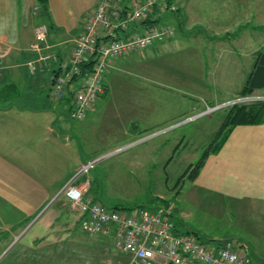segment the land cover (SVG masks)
Wrapping results in <instances>:
<instances>
[{
  "label": "rangeland",
  "instance_id": "rangeland-1",
  "mask_svg": "<svg viewBox=\"0 0 264 264\" xmlns=\"http://www.w3.org/2000/svg\"><path fill=\"white\" fill-rule=\"evenodd\" d=\"M173 2L180 11L165 20L175 30V37L165 41L169 44L109 59V91L96 103L93 116L76 121L65 108L55 132L66 128L73 134L69 146L62 145L74 155L77 171L99 159L82 177L91 180V194L107 207L165 209L174 235H197L208 248L231 244L254 262L257 256L264 258V213L259 211L264 207V129L247 139L229 136L223 150L213 149L231 108L224 105L239 98L256 53L264 52V0ZM71 11L78 18L82 10L72 6ZM49 35L52 42L63 40L50 30L47 44ZM38 61L27 63L33 75ZM6 102L0 104H11ZM202 159L196 180H182ZM230 160L234 162L228 165ZM6 175L0 164V179ZM62 236L71 242L35 250L53 253L59 261L34 257V264L130 263L114 253L112 239L89 235L80 223ZM20 248L2 260L1 255L0 264H21L16 263ZM68 251L72 258L63 262Z\"/></svg>",
  "mask_w": 264,
  "mask_h": 264
},
{
  "label": "crops",
  "instance_id": "crops-1",
  "mask_svg": "<svg viewBox=\"0 0 264 264\" xmlns=\"http://www.w3.org/2000/svg\"><path fill=\"white\" fill-rule=\"evenodd\" d=\"M101 1L47 0V12L43 13L37 0H0V102L11 103L0 104V164L9 176L0 179V202L8 204L0 205L1 260L15 246L21 245L16 263L30 261L34 264V257H37L35 261L58 262L55 254H37L35 250H39L40 245H68L72 239L62 235L70 234L80 223L67 199L61 196L63 189L76 177L78 164L72 167L74 155L62 145L69 146L73 134L66 128L55 132L54 125L62 111L67 112L65 103L52 99L50 79L55 65L39 64L33 75L27 63L39 58L38 53L29 49L39 25L47 24L49 33L52 30L63 39L52 42L49 35L44 53L65 58ZM72 6L81 9L82 16L75 17ZM228 35L233 37L231 33ZM167 44L154 46L164 49ZM45 87L49 88L47 96L42 94ZM91 112L86 118L93 116L95 109ZM263 129L264 125L240 126L230 137L237 135L247 139ZM233 162L230 160L228 165ZM85 179L80 177L77 183ZM259 211L264 213V207ZM121 255L128 257L131 263L130 255ZM71 258L70 251L61 257L63 262ZM249 258L253 262L251 256ZM253 263L264 264V258L257 256Z\"/></svg>",
  "mask_w": 264,
  "mask_h": 264
},
{
  "label": "built area",
  "instance_id": "built-area-1",
  "mask_svg": "<svg viewBox=\"0 0 264 264\" xmlns=\"http://www.w3.org/2000/svg\"><path fill=\"white\" fill-rule=\"evenodd\" d=\"M158 0H102L89 15L84 31L74 40L65 58L43 54L48 28L36 31L32 51L40 53L39 63L55 64L51 77L52 97L57 103L70 102L71 117L84 120L95 102L106 95L103 75L110 69L109 59L128 56L175 37L166 25L168 15L178 7ZM120 33L123 38H115ZM85 63L93 71L83 69ZM264 103V93H255L230 102L229 106ZM99 159L82 165L76 177L63 189L64 196L83 230L92 236L113 240L116 252L131 256L130 264H253L243 250L208 248L194 234L174 235L175 226L165 209L139 208L127 211L109 208L91 194L89 175Z\"/></svg>",
  "mask_w": 264,
  "mask_h": 264
},
{
  "label": "trees",
  "instance_id": "trees-1",
  "mask_svg": "<svg viewBox=\"0 0 264 264\" xmlns=\"http://www.w3.org/2000/svg\"><path fill=\"white\" fill-rule=\"evenodd\" d=\"M165 0H158V5L156 4V10H159V4H161ZM173 0H168L170 4H175L172 2ZM39 6L42 9V12H47V0H37ZM117 37L115 38H123L120 33L116 34ZM131 55V54H130ZM38 64H40L38 62ZM83 69L88 71H93V65L91 63H85L83 65ZM109 69L103 75V85L106 87V95L108 94V86L105 83V76ZM53 75V73H52ZM51 75V77H52ZM51 80V79H50ZM264 91V52H258L255 55V62L253 65L252 71L249 73L247 78L246 84L243 87L240 96H250L258 92ZM104 95V96H106ZM103 96V97H104ZM103 97L97 100L93 106V108L89 111L95 109L96 103H98ZM58 103H65L66 109H68L69 113H71V106L70 102H58ZM88 112V113H89ZM72 118V117H71ZM73 119V118H72ZM86 119V118H85ZM84 119V120H85ZM82 120V121H84ZM77 121V120H76ZM264 123V103H253L248 105H234L232 106L222 124L221 129L218 132V141L216 147L213 149L214 152H218L229 139V136L232 132L240 126H252V125H261ZM206 156V155H205ZM204 159H202L196 166L195 171L191 173V171L187 172L183 177L182 180L185 178H189L192 180H196L198 175V169L203 166ZM193 167V165H192Z\"/></svg>",
  "mask_w": 264,
  "mask_h": 264
},
{
  "label": "water",
  "instance_id": "water-1",
  "mask_svg": "<svg viewBox=\"0 0 264 264\" xmlns=\"http://www.w3.org/2000/svg\"><path fill=\"white\" fill-rule=\"evenodd\" d=\"M223 247H227V244L223 245Z\"/></svg>",
  "mask_w": 264,
  "mask_h": 264
}]
</instances>
